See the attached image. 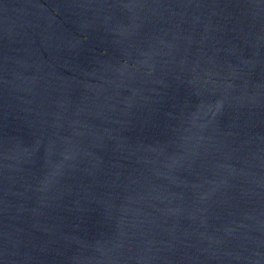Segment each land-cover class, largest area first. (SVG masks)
<instances>
[{"label": "water", "instance_id": "obj_1", "mask_svg": "<svg viewBox=\"0 0 264 264\" xmlns=\"http://www.w3.org/2000/svg\"><path fill=\"white\" fill-rule=\"evenodd\" d=\"M0 264H264V0H0Z\"/></svg>", "mask_w": 264, "mask_h": 264}]
</instances>
